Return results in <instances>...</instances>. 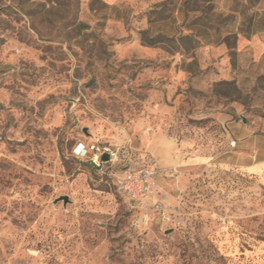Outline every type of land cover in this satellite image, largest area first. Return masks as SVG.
Here are the masks:
<instances>
[{"label":"rangeland","instance_id":"1","mask_svg":"<svg viewBox=\"0 0 264 264\" xmlns=\"http://www.w3.org/2000/svg\"><path fill=\"white\" fill-rule=\"evenodd\" d=\"M254 17L264 0H0V264H264ZM149 163L165 217L114 184Z\"/></svg>","mask_w":264,"mask_h":264},{"label":"built area","instance_id":"2","mask_svg":"<svg viewBox=\"0 0 264 264\" xmlns=\"http://www.w3.org/2000/svg\"><path fill=\"white\" fill-rule=\"evenodd\" d=\"M107 150H101L95 145L87 146L84 143H78L74 148V154L80 158H88L90 162L100 167L102 163H116L117 155L113 152L107 153V161L102 160L103 154ZM160 167L157 163L142 164L140 166H127L122 173L115 177L114 184L117 191L140 208L144 217L150 219L153 211H157L162 216H166V210L160 201L154 200V194L157 188V176ZM153 200V202H152Z\"/></svg>","mask_w":264,"mask_h":264},{"label":"crops","instance_id":"3","mask_svg":"<svg viewBox=\"0 0 264 264\" xmlns=\"http://www.w3.org/2000/svg\"><path fill=\"white\" fill-rule=\"evenodd\" d=\"M238 50L255 51L256 54H262L264 52V42L261 41L259 36H253L248 38L245 35L238 34L237 36Z\"/></svg>","mask_w":264,"mask_h":264},{"label":"trees","instance_id":"4","mask_svg":"<svg viewBox=\"0 0 264 264\" xmlns=\"http://www.w3.org/2000/svg\"><path fill=\"white\" fill-rule=\"evenodd\" d=\"M249 27H252L253 28V30H252V32L251 33H249L248 31H246L245 32V34L244 35H246V36H251L252 34H255L258 30H259V28L260 27H264V19H261V18H251L250 20H249ZM237 36L238 35H236V38H237ZM185 38L187 39V40H191V37L190 36H185ZM228 43V42H227Z\"/></svg>","mask_w":264,"mask_h":264},{"label":"water","instance_id":"5","mask_svg":"<svg viewBox=\"0 0 264 264\" xmlns=\"http://www.w3.org/2000/svg\"><path fill=\"white\" fill-rule=\"evenodd\" d=\"M108 158H109L108 154L107 153H104L103 156H102V160L103 161H107ZM61 199H63L64 202H67L68 201V198L67 197L59 198L58 200H61Z\"/></svg>","mask_w":264,"mask_h":264}]
</instances>
